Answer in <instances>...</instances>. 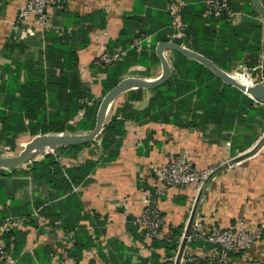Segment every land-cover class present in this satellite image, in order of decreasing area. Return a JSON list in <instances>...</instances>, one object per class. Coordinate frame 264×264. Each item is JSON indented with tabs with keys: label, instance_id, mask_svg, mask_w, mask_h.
<instances>
[{
	"label": "crops",
	"instance_id": "crops-1",
	"mask_svg": "<svg viewBox=\"0 0 264 264\" xmlns=\"http://www.w3.org/2000/svg\"><path fill=\"white\" fill-rule=\"evenodd\" d=\"M26 1L0 0V83L3 78H8L7 66L13 68L16 63L38 58L46 49L48 35L70 33L74 25L81 23L77 22L76 17L79 16L80 20H85L88 43L77 50L78 68L84 84L97 98L102 96L101 81L106 78V74L96 65V58L107 51L110 43L119 39L120 31L125 25V17L133 12L135 6L138 5L142 9L143 15L148 12L157 14L160 2V0L157 2L156 0H67L65 13L53 8L52 26L45 30L41 29L33 15L27 20L20 16ZM259 1L264 8L263 0ZM252 7L259 13L258 19L263 25L260 64H264V17L254 0ZM248 16L249 14L242 10L234 11L233 24L244 21ZM160 18L157 15L152 23L130 26L131 32L135 33L149 30L142 35L143 49L154 53L159 62H154L151 67L143 64L133 65L123 79L133 75L135 70H140L138 79L144 81H154L163 75L164 67L157 49L165 42L161 40L163 36L171 34L167 31L168 28L162 26ZM174 34L176 35V32ZM76 38H79L77 43L79 46L81 35H77ZM171 42L197 52L183 43L173 40ZM172 51L174 50L164 51V57L171 69ZM240 59L241 57L232 56L233 68L244 65ZM211 62L221 71L229 72ZM133 89L137 88L121 92L126 93ZM145 105L137 107L144 108ZM108 110L106 107L103 115L104 120L108 118L106 122L115 114L113 113L109 118L111 110L109 112ZM83 115L80 111L76 119L82 118ZM253 126L256 130L252 131L251 127H239L236 131L219 132L213 125L201 130L155 121L138 123L128 120L125 127L126 134L116 160L110 162L100 160L101 148H98V153L93 152L94 154H91L93 156L82 151L76 157L70 154L61 155L60 161L64 165H74L86 159L100 161L89 176V180L74 188L78 202L67 203L64 207L56 205L53 214L49 213V215L39 214V209H34L32 204V217L38 219L37 226L31 224L27 217H23L24 226L15 229L23 234L20 240H24V243L19 245L18 252L13 246L18 264H144V260L149 261L146 264H155L149 260L153 257V252L160 256L159 264H166L164 250L153 247V238L146 237L135 220L141 212L144 200L149 198L151 202H156L160 206L166 234L177 226L182 227V235L184 234L199 190L194 186L162 187L156 175V169L167 163L172 156L180 154H186L185 156L200 170L225 165L205 187L197 209L196 222L200 221L207 225L216 223L222 227H229L237 221H242L247 228L262 226L264 224V139L261 134L264 133V127L259 126L258 122H254ZM255 135H259L258 138H254ZM236 136L244 137L240 144L247 146L245 150L236 148L237 152L233 151L237 144L234 139ZM260 141L263 143L255 153L234 161L253 149ZM87 142H92V139ZM160 190L161 192L158 193ZM48 191L47 185L39 186L30 182L24 188L17 189L15 199L20 205L28 197L33 201L36 198L44 200L48 197ZM52 203H47L45 207H51ZM67 221L71 222V225ZM74 238L86 244L83 249H79ZM209 251L210 249H205L196 242L189 247L190 255L201 258L209 256ZM74 254L79 256L75 257ZM228 264H264V232L260 241L241 256L231 258Z\"/></svg>",
	"mask_w": 264,
	"mask_h": 264
},
{
	"label": "trees",
	"instance_id": "trees-1",
	"mask_svg": "<svg viewBox=\"0 0 264 264\" xmlns=\"http://www.w3.org/2000/svg\"><path fill=\"white\" fill-rule=\"evenodd\" d=\"M171 1L160 0L157 14L143 12V15L142 9L137 5L133 12L125 17V25L120 31L119 39L110 43L106 52L112 53L122 49L126 54L111 64H96L106 74V78L101 81L100 98L95 97L91 89L84 84L78 68L77 50L88 43L85 20H80L79 16L76 17L77 22L81 23L74 25L70 33L48 35L46 49L38 58L16 63L13 68L7 66L8 78H3L0 83V155L2 148L9 146L15 149L17 138L24 133L36 136L65 132L75 134L93 130L102 98L123 79L129 68L137 64L151 67L154 62H159L154 53L144 49L137 52L131 47L134 39L142 38L149 30L135 33L130 29V26L136 24L152 23L157 15L161 17L162 26L168 28L167 31L172 35V38L171 35H164L162 41L183 43L229 72L234 67L232 56L241 57L242 63L250 68L260 64L263 25L258 19L259 13L252 7L253 0H228L232 12L242 10L249 14L238 24H233V18L228 11H224L219 17L208 15L209 0H188L190 2L182 10L186 27L180 38L174 34L172 17L168 11L167 5ZM58 2L60 11L65 13L67 0ZM77 22L75 21V24ZM77 35H81L79 46ZM171 66L170 76L163 84L150 90L137 88L125 93L124 104L104 125L100 160H116L126 134L128 120L138 123L155 121L201 130L213 125L219 132L236 131L239 127H251L253 131L256 130L254 122L264 127V102H255L239 88L225 83L208 66L186 53L172 51ZM148 93L150 96L144 108L136 107L135 103L144 101ZM80 111L84 115L77 120ZM258 136L255 135L254 138ZM234 139L237 141L234 152H237L236 148L242 151L247 148L240 144L244 137L236 136ZM91 144L92 142H87L59 146L54 152L35 155L23 166L0 168V219L8 216L27 217L31 224L37 226L38 219L36 221L32 217L33 205L34 209H39V214L49 215L53 214L56 205L64 207L67 203L78 202L74 188L89 180L100 160L86 159L74 165H64L60 156L72 154L76 157ZM30 182L39 186L47 185L48 197L44 200L36 198L34 201L28 197L20 205L15 199L16 191ZM50 202H53V205L45 207ZM129 219L133 221L131 217ZM68 224L71 225V222ZM182 233V227L177 226L164 238H153V247L164 250L166 264L173 263ZM21 235V232L15 230L6 232L4 240L7 246L11 243V237H14V246L18 252L19 245L24 243V240H20ZM195 242L210 251L219 248L204 239ZM75 244L79 249L86 245L82 240H77ZM243 253L230 251L227 254L230 260ZM152 256L149 260L159 264L160 256L155 252ZM213 261L215 258L211 256L198 257V264H211ZM148 262L144 260V264ZM182 264L196 263L186 260Z\"/></svg>",
	"mask_w": 264,
	"mask_h": 264
},
{
	"label": "built area",
	"instance_id": "built-area-1",
	"mask_svg": "<svg viewBox=\"0 0 264 264\" xmlns=\"http://www.w3.org/2000/svg\"><path fill=\"white\" fill-rule=\"evenodd\" d=\"M59 0H27L22 8L20 16L27 20V18L33 15L36 18V22L41 26V29H50L52 26V15L51 11L53 8L60 9ZM188 2L186 0H172L168 4V11L172 17V26L175 29L176 37L183 35L186 24L182 19V10L186 7ZM57 6V7H56ZM224 11L230 12V16H233L229 8L228 0H209L207 6V14L214 17H219ZM144 39L139 37L133 40L131 47L140 52L143 48ZM126 54L125 50L118 49L112 53L104 52L98 56L95 63L99 65L100 63L111 64L114 61L120 60ZM243 73H233L232 76H242L244 77L250 85L256 86L255 83L258 77L263 78L264 75V64H259L256 67L250 68L245 65L241 66ZM264 81L262 82V84ZM251 96V95H249ZM252 97V96H251ZM255 99V98H254ZM257 100V99H255ZM257 103L260 101L257 100ZM216 166H211L204 170L197 169L191 160L184 155L175 156L171 158L163 166L156 169V175L159 179L162 187L164 186H194L197 190L205 183L206 179L212 174L216 169ZM161 190L158 192L160 193ZM145 203L141 209L140 214L137 216L135 223L144 232L146 237L162 239L165 237L166 232L164 230V220L161 213L159 204L153 203L149 198H146ZM24 226V219L17 216H8L0 219V261L2 264H18V259L14 255V237H11V243L7 246L4 235L6 232L13 231L18 227ZM29 230V229H28ZM31 230V229H30ZM34 230V229H32ZM35 234V233H34ZM261 233H256L251 231V229H236L234 227L230 228H210L206 231H201L191 228L190 235L188 239L192 238L194 240L204 239L214 245H218L219 248L213 249L216 255L211 256L215 258V261L211 264H226V260L223 253L228 252H244L247 248H251L255 245L260 238ZM192 261L198 264V257L187 256V258H182L181 264L185 261Z\"/></svg>",
	"mask_w": 264,
	"mask_h": 264
},
{
	"label": "water",
	"instance_id": "water-1",
	"mask_svg": "<svg viewBox=\"0 0 264 264\" xmlns=\"http://www.w3.org/2000/svg\"><path fill=\"white\" fill-rule=\"evenodd\" d=\"M254 2L257 5L260 13L264 17V8L261 5L260 1L254 0ZM166 49H173L176 51L186 53L187 55L203 62L219 78H221L225 83L239 88L242 92H244L248 95H251L253 98L257 99L258 101H260L262 103L264 102V86L256 85V86L250 87L248 85L240 83V82L234 80L233 77H231V75H229L227 72H224V71H221L220 69H218L210 60H208L203 55H201L197 52L191 51V50H189L183 46H180L174 42H171V41L163 42L158 46V49H157L158 55H159V57L163 63V67H164L163 75L154 81H144V80H140V79H128V80H124V81L120 82L119 84H117L102 99V102L100 104V107H99V110L97 113L96 125L91 132L83 134V135H74V134L71 135L69 133L37 135L31 141H29L26 144L24 149L17 156L10 157V158L0 156V168H4V169L16 168V167L20 166L21 164L25 163L28 159H30V157H32L34 155L41 154V153L47 154L49 152L45 151L46 147H48L50 150H54L59 146H67L70 144L84 143V142L90 141L91 139L95 138L98 135V133L100 132L101 127L103 126V121H104L103 115H104L105 109L107 107V104L109 103L111 98H113V96L120 93L121 91L131 89V88L151 89V88H154V87H157V86L163 84L169 78L170 73H171V68H170L167 60L164 57V51ZM261 144H262V141H260V143H258L250 151H248V152L242 154L241 156H239L238 158L234 159V161H238V160H241L243 158H246V157L252 155L253 153H255V151L257 150V148H259V146ZM234 161H231V162H234ZM224 166L225 165H221V166L217 167L212 172V174L206 179L203 186L200 188L197 199H196V203L194 205L192 214L190 216L188 225L186 227V231L184 233L182 243L179 247V250H178V253L176 256L175 264H181L183 254L185 251V247H186L187 242H188V237L190 235L191 228L194 224V220H195L196 215H197V209L199 206V202L201 201L203 191L205 190V187L207 186L209 181L222 168H224Z\"/></svg>",
	"mask_w": 264,
	"mask_h": 264
},
{
	"label": "rangeland",
	"instance_id": "rangeland-1",
	"mask_svg": "<svg viewBox=\"0 0 264 264\" xmlns=\"http://www.w3.org/2000/svg\"><path fill=\"white\" fill-rule=\"evenodd\" d=\"M143 49V48H142ZM124 57V56H123ZM137 69V68H136ZM141 70H142V68H141ZM140 70H135L134 72L135 73H133V75H130L128 78H125V79H123V80H121L120 82H122V81H124V80H128V79H138L139 78V75H140V72H139ZM236 72H239V73H243V70H242V68L241 67H235V68H233V70L232 71H230V72H228V74L229 75H231V77H232V74L233 73H236ZM263 78H264V75H263ZM264 81V79H261V77H258V79H257V81L255 82V83H258V84H255V85H261V86H264V83L262 84V82ZM119 82V83H120ZM244 93V92H243ZM246 94V93H245ZM246 95H248V94H246ZM150 96V93H148L146 96H145V99H144V101H142V102H136L135 103V106L137 107L138 105L139 106H143L144 104H146V102H147V99H148V97ZM249 96V95H248ZM251 99H253L255 102H257V100H255L253 97H251V96H249ZM125 98H126V96H125V92L123 93V92H120V93H118V94H116L115 96H113V98H111V100L109 101V103L107 104V107H108V112L110 111V113H109V118L112 116V114L113 113H115L116 111H117V109L118 108H120L123 104H124V102H125ZM108 119V118H107ZM107 119L106 120H104L103 121V126L101 127V130H100V132L98 133V135L95 137V138H93L92 139V144L90 145V146H88V147H85L83 150H82V152H86L87 153V155L89 154V156H93V155H91V154H94V153H98V148H101V144H100V142H101V135H102V131H103V128H104V125H105V123H106V121H107ZM69 134H71V135H73L74 133H69ZM83 134H86V133H83V132H81V133H75L74 135H83ZM262 136L261 137H263V139H264V133L263 134H261ZM34 137L33 136H31V135H29L28 133H24V134H21L18 138H17V140H16V147H15V149H11L9 146L8 147H5V148H2L3 150H2V153H1V155L0 156H4V157H15V156H17L23 149H24V146H26V143H28L30 140H32ZM262 139V138H261ZM57 149V148H56ZM45 151H51L48 147L47 148H45ZM52 151H54V150H52ZM94 152V153H93ZM70 155H72V154H70ZM180 155H186V154H180ZM35 157V155L34 156H32V157H30V159H28L26 162H28V161H30V160H32L33 158ZM72 158V157H71ZM172 159L173 158H175V155L174 156H172L171 157ZM166 187H173V188H179V187H189V186H186V185H179V186H176V187H174V186H166ZM22 219H24L25 220V218H23V217H21ZM164 220V219H163ZM189 222V221H188ZM188 225V224H187ZM187 225H186V227H187ZM163 226H164V224H163ZM186 227H185V231H186ZM214 227H218V228H230V227H234L235 228V230L236 229H239V228H243V229H245V230H247V229H251V231H254V232H256V233H261V236H260V238L258 239V241H260L262 238H263V232H264V230H263V228H264V224L262 225V226H260V227H252V228H247L246 226H244V224H243V222L242 221H237V222H235V223H233L231 226H229V227H222L221 225H219V224H205V223H202V222H200V221H198V222H196V219L194 220V224H193V226H192V230L194 231V228H196V229H198V230H201V231H206V230H208V229H210V228H214ZM185 233V232H184ZM183 237H184V234L181 236V239H180V245H181V243H182V240H183ZM196 240H194V239H188V242H187V245H186V247H185V251H184V254H183V260H184V258H187V256H189L191 253L189 252V247H190V245L192 244V243H194ZM180 245H179V247H180ZM252 246H254V245H252ZM249 248H247L246 250H244V252L245 251H247ZM179 250V249H178ZM177 253H178V251H177ZM14 255H15V253H14ZM213 255H216V253H215V251H209V256H213ZM16 256V255H15ZM176 256H177V254H176ZM176 256H175V259H174V261H173V263L175 264V260H176ZM191 256H193V257H195V255H191ZM223 256H224V258H225V260H226V264H228L229 263V256H228V254L226 253H223Z\"/></svg>",
	"mask_w": 264,
	"mask_h": 264
},
{
	"label": "bare ground",
	"instance_id": "bare-ground-1",
	"mask_svg": "<svg viewBox=\"0 0 264 264\" xmlns=\"http://www.w3.org/2000/svg\"><path fill=\"white\" fill-rule=\"evenodd\" d=\"M234 80L243 83L245 85H250V83L247 82V80L242 76H232ZM47 148V147H46Z\"/></svg>",
	"mask_w": 264,
	"mask_h": 264
}]
</instances>
